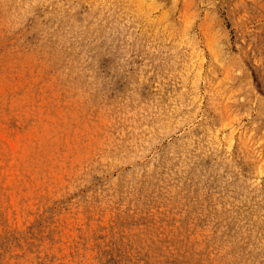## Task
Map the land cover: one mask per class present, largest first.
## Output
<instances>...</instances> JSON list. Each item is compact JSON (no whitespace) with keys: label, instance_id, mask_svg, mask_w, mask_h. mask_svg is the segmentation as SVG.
Instances as JSON below:
<instances>
[{"label":"rangeland","instance_id":"rangeland-1","mask_svg":"<svg viewBox=\"0 0 264 264\" xmlns=\"http://www.w3.org/2000/svg\"><path fill=\"white\" fill-rule=\"evenodd\" d=\"M254 263L264 0H0V264Z\"/></svg>","mask_w":264,"mask_h":264},{"label":"bare ground","instance_id":"bare-ground-1","mask_svg":"<svg viewBox=\"0 0 264 264\" xmlns=\"http://www.w3.org/2000/svg\"><path fill=\"white\" fill-rule=\"evenodd\" d=\"M25 6V5H24ZM66 59V58H65ZM77 61V60H76ZM64 68V67H63ZM66 69V68H65ZM64 69V70H65ZM141 133V132H140ZM151 139V138H150ZM142 143V142H141ZM148 145V144H147ZM139 153V152H138ZM216 235V234H215ZM223 240V239H222ZM219 243V242H218ZM247 243H249V242H247ZM215 245V244H214ZM250 245V244H249ZM254 245V244H253ZM262 249V248H261ZM259 250V249H258ZM222 251V250H221ZM224 253V252H223ZM221 254V253H220ZM255 256V255H254ZM223 258V257H222ZM228 259V258H227ZM246 260V259H245ZM247 261V260H246ZM254 261V260H253ZM249 262V261H248ZM255 262V261H254ZM251 263V262H250ZM255 264V263H254Z\"/></svg>","mask_w":264,"mask_h":264}]
</instances>
